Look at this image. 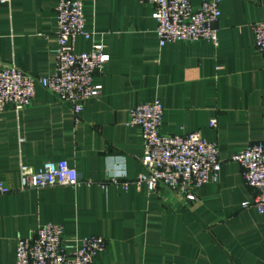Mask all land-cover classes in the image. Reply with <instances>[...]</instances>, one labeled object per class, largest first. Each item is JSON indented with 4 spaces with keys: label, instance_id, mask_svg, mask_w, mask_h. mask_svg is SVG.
<instances>
[{
    "label": "crops",
    "instance_id": "obj_1",
    "mask_svg": "<svg viewBox=\"0 0 264 264\" xmlns=\"http://www.w3.org/2000/svg\"><path fill=\"white\" fill-rule=\"evenodd\" d=\"M78 1L94 34L73 49L104 46L109 61L93 77L101 90L83 104L78 124L69 104L38 86L29 107L0 113V183L11 189L0 195V264L14 263L18 237L47 224L61 226L66 241L102 237L95 264H264V214L241 208L256 192L230 160L264 139V58L251 30L264 19V0H220L217 47L203 40L159 47L153 8L138 0ZM202 1L190 0L193 8ZM58 2L0 4V67L35 78L52 73ZM154 100L163 106L161 133L198 132L217 145L218 181L194 202L132 184L144 172L143 147L140 130L126 126L128 112ZM59 160L78 173L76 187L16 190L21 165L37 170Z\"/></svg>",
    "mask_w": 264,
    "mask_h": 264
},
{
    "label": "built area",
    "instance_id": "obj_2",
    "mask_svg": "<svg viewBox=\"0 0 264 264\" xmlns=\"http://www.w3.org/2000/svg\"><path fill=\"white\" fill-rule=\"evenodd\" d=\"M153 8L151 18L156 22L155 36L159 47L169 43L203 40L214 47L218 45L215 23L220 17V0H203L193 8L190 0H138ZM9 0H0V4ZM83 9L80 1L59 0L55 8L54 69L46 77H30L14 66L0 67V113L9 105L20 112L29 107L38 86L49 92L58 102L71 106L73 122L78 124L83 104L99 95L100 85L93 84L95 74L101 73L109 61L104 46L94 43L86 52H75L76 39L87 41L94 33L85 31ZM254 46L264 58V19L251 25ZM163 106L159 100L137 105L129 110L127 127L140 130L143 156L140 159L144 172L133 182L145 185L149 194L166 189L181 201L196 200L197 191L208 182L216 183L222 161L217 145L205 140L200 133L181 135L163 134L160 127ZM216 127V120L209 123ZM231 161L238 163L245 186L256 194L241 208H252L264 214V139L250 143L237 151ZM121 171L111 174L109 180L116 183L123 178ZM78 173L64 160L46 162L39 169L21 165L17 173V191L38 190L48 187H76ZM90 185V183H87ZM129 182L122 187L126 190ZM101 189L105 188L100 184ZM11 189L0 183V195ZM62 227L47 224L28 237H18L13 264H95L105 249V240L89 236L66 241Z\"/></svg>",
    "mask_w": 264,
    "mask_h": 264
}]
</instances>
